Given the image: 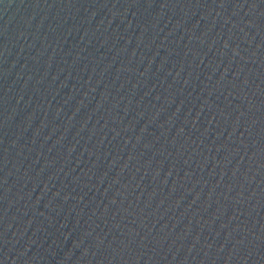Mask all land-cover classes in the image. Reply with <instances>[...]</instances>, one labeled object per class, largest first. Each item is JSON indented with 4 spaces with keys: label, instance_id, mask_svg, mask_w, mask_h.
Here are the masks:
<instances>
[{
    "label": "water",
    "instance_id": "obj_1",
    "mask_svg": "<svg viewBox=\"0 0 264 264\" xmlns=\"http://www.w3.org/2000/svg\"><path fill=\"white\" fill-rule=\"evenodd\" d=\"M0 264H264V0H0Z\"/></svg>",
    "mask_w": 264,
    "mask_h": 264
}]
</instances>
